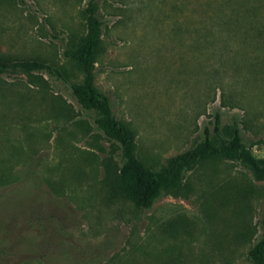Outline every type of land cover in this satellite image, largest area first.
<instances>
[{
    "label": "rangeland",
    "instance_id": "374dc122",
    "mask_svg": "<svg viewBox=\"0 0 264 264\" xmlns=\"http://www.w3.org/2000/svg\"><path fill=\"white\" fill-rule=\"evenodd\" d=\"M92 0H0V59L57 68L0 74V264H254L264 180L206 158L137 207L122 154L81 107L65 57ZM95 86L154 172L222 129L264 159V0H94Z\"/></svg>",
    "mask_w": 264,
    "mask_h": 264
},
{
    "label": "trees",
    "instance_id": "16d2710c",
    "mask_svg": "<svg viewBox=\"0 0 264 264\" xmlns=\"http://www.w3.org/2000/svg\"><path fill=\"white\" fill-rule=\"evenodd\" d=\"M93 1L89 3L88 33L85 37L72 41L65 50V57L74 62L84 75L83 83L72 85V95L87 111L94 112V123L104 135L120 146L122 165L119 179L128 198L141 209H150L165 191L177 190L181 186L184 173L199 161L222 156L231 161H243L259 180H264V159H256L244 142L239 127L233 125L229 137L222 129L218 131L221 140L215 145L210 137L185 154L169 161L161 171H151L136 155V141L130 128L116 120L109 97L95 86L96 56L101 43L102 23L96 18ZM9 70L26 73L47 71L61 75L52 65L39 60L0 59V74ZM264 230V221H263ZM254 264H264V232L262 238L250 251Z\"/></svg>",
    "mask_w": 264,
    "mask_h": 264
}]
</instances>
